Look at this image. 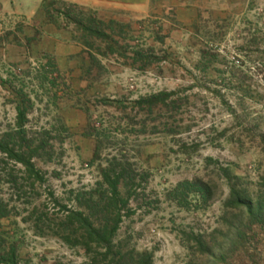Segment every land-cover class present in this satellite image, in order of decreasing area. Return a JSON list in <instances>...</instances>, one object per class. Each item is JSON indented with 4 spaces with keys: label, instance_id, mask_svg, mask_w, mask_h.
<instances>
[{
    "label": "rangeland",
    "instance_id": "obj_1",
    "mask_svg": "<svg viewBox=\"0 0 264 264\" xmlns=\"http://www.w3.org/2000/svg\"><path fill=\"white\" fill-rule=\"evenodd\" d=\"M5 3L0 137L25 110L26 139L51 157L36 162L45 183L0 219V264L12 248L18 264H264V225L229 206L232 187L264 195V0H196L142 20L60 0ZM114 158L136 187L122 189L104 258L58 229ZM197 180L211 199L181 201L179 184Z\"/></svg>",
    "mask_w": 264,
    "mask_h": 264
},
{
    "label": "trees",
    "instance_id": "obj_2",
    "mask_svg": "<svg viewBox=\"0 0 264 264\" xmlns=\"http://www.w3.org/2000/svg\"><path fill=\"white\" fill-rule=\"evenodd\" d=\"M73 7L77 8L75 5ZM26 120V111L19 109L18 130L0 137V219L13 215L16 210L13 204L26 196V189L34 191L36 185L45 183V175L37 168L36 162L45 156L51 157V151L47 145H36V141L26 139L23 129ZM132 174L121 160L114 158L108 161L106 167L101 169L96 188L78 196L77 209L67 211L59 226V235L69 245L75 240V244L83 246L87 253L94 248L106 249L108 253L104 258H107L123 219V208L127 207L122 189L130 192L136 187V178ZM5 187L11 192L10 198H6ZM176 192L181 201L194 196L207 203L212 196L211 188L199 180L179 184ZM14 198L17 200L13 201ZM229 206L242 209L251 225H264V195L254 199L246 191L241 193L232 187ZM17 257L16 249L12 248L3 262L18 264Z\"/></svg>",
    "mask_w": 264,
    "mask_h": 264
},
{
    "label": "crops",
    "instance_id": "obj_3",
    "mask_svg": "<svg viewBox=\"0 0 264 264\" xmlns=\"http://www.w3.org/2000/svg\"><path fill=\"white\" fill-rule=\"evenodd\" d=\"M66 3L89 7L96 11L103 19H116V16L124 15L133 19L142 20L151 16H160L164 9L176 10L177 14L192 11L196 0H60ZM0 4L6 6L5 0ZM159 9L158 14L156 13ZM176 14V13H175Z\"/></svg>",
    "mask_w": 264,
    "mask_h": 264
}]
</instances>
